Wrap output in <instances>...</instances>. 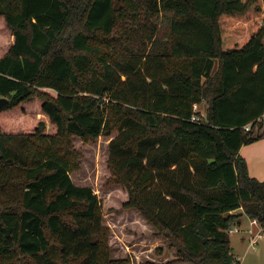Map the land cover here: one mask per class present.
<instances>
[{"label":"trees","instance_id":"1","mask_svg":"<svg viewBox=\"0 0 264 264\" xmlns=\"http://www.w3.org/2000/svg\"><path fill=\"white\" fill-rule=\"evenodd\" d=\"M0 16V264L113 263L98 197L70 176L73 135L112 130L109 181L169 239L161 264H234L229 229L264 228L239 153L264 136V0H0Z\"/></svg>","mask_w":264,"mask_h":264},{"label":"rangeland","instance_id":"2","mask_svg":"<svg viewBox=\"0 0 264 264\" xmlns=\"http://www.w3.org/2000/svg\"><path fill=\"white\" fill-rule=\"evenodd\" d=\"M198 110L204 113L205 104H198ZM35 117L36 113H31V119ZM262 121L264 123L263 117ZM53 130V124L47 122L45 131ZM116 133L112 130L109 135H100L93 140L73 135L72 146L81 157L78 158L79 167L72 170L70 176L76 185L89 186L98 197L102 223L109 229L105 246L113 261L110 264H161L176 257L175 249L169 247V239L157 235L156 228L136 208L122 209L125 188L118 182L109 181L113 176L107 163L108 143ZM238 228L229 233L234 264H264V228L260 229L262 237L254 245L249 244L250 234L246 229L253 228L255 234L260 225L250 226L249 220H245Z\"/></svg>","mask_w":264,"mask_h":264},{"label":"crops","instance_id":"3","mask_svg":"<svg viewBox=\"0 0 264 264\" xmlns=\"http://www.w3.org/2000/svg\"><path fill=\"white\" fill-rule=\"evenodd\" d=\"M12 42L13 35L4 26L3 18L0 16V57L7 52ZM239 153L246 159L249 175L259 180H264V136L259 140L242 145L239 149ZM243 217L245 220H249L248 217ZM242 218L237 228L245 223V220L242 221ZM247 231L248 228L246 229V232Z\"/></svg>","mask_w":264,"mask_h":264},{"label":"built area","instance_id":"4","mask_svg":"<svg viewBox=\"0 0 264 264\" xmlns=\"http://www.w3.org/2000/svg\"><path fill=\"white\" fill-rule=\"evenodd\" d=\"M193 114L191 115V120H194V121H198L200 120L199 116L196 114V111L198 110V104L197 103H193ZM246 129H249V125H246L245 126ZM249 225L250 226H255V225H260L259 222L255 219V218H249ZM262 226L260 225V228L257 230V232L254 234L252 233V230L253 228H249L248 229V232L250 234V238H249V244L250 245H254L255 242L257 241L258 238L262 237ZM261 229V230H260ZM229 231H238V228L237 226H233L232 228L229 229Z\"/></svg>","mask_w":264,"mask_h":264},{"label":"water","instance_id":"5","mask_svg":"<svg viewBox=\"0 0 264 264\" xmlns=\"http://www.w3.org/2000/svg\"><path fill=\"white\" fill-rule=\"evenodd\" d=\"M8 102L6 97L0 96V108L3 107Z\"/></svg>","mask_w":264,"mask_h":264}]
</instances>
